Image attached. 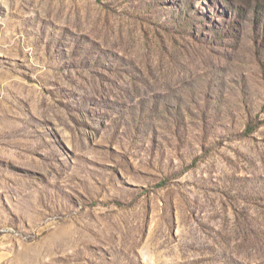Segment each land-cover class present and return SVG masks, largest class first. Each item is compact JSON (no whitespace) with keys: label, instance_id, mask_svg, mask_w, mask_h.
Listing matches in <instances>:
<instances>
[{"label":"rangeland","instance_id":"rangeland-1","mask_svg":"<svg viewBox=\"0 0 264 264\" xmlns=\"http://www.w3.org/2000/svg\"><path fill=\"white\" fill-rule=\"evenodd\" d=\"M0 264H264V0H0Z\"/></svg>","mask_w":264,"mask_h":264}]
</instances>
